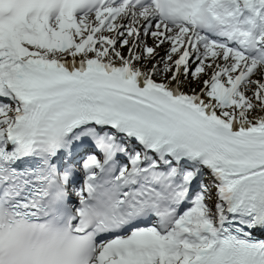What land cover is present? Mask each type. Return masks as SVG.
I'll return each mask as SVG.
<instances>
[{"label":"snow or ice","instance_id":"obj_1","mask_svg":"<svg viewBox=\"0 0 264 264\" xmlns=\"http://www.w3.org/2000/svg\"><path fill=\"white\" fill-rule=\"evenodd\" d=\"M0 264H264V0H0Z\"/></svg>","mask_w":264,"mask_h":264}]
</instances>
